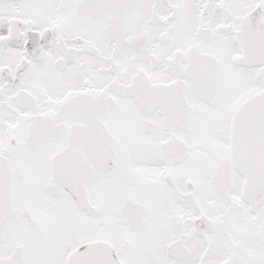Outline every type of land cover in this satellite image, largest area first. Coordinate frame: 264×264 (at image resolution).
I'll return each mask as SVG.
<instances>
[{"label": "snow or ice", "instance_id": "snow-or-ice-1", "mask_svg": "<svg viewBox=\"0 0 264 264\" xmlns=\"http://www.w3.org/2000/svg\"><path fill=\"white\" fill-rule=\"evenodd\" d=\"M0 264H264V0H0Z\"/></svg>", "mask_w": 264, "mask_h": 264}]
</instances>
